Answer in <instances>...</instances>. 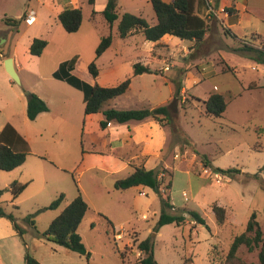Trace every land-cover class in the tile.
<instances>
[{
    "label": "rangeland",
    "instance_id": "374dc122",
    "mask_svg": "<svg viewBox=\"0 0 264 264\" xmlns=\"http://www.w3.org/2000/svg\"><path fill=\"white\" fill-rule=\"evenodd\" d=\"M164 1L170 3L173 0ZM107 2L95 0L92 5L90 0H0V51L3 57H11L17 50L18 56L25 58L24 48L34 39L48 43L40 56L44 79L29 71H20L26 76L18 74L21 81L18 84L6 73L4 60L0 58V72L10 80L19 96L14 97L13 91L3 93L0 90V125L15 123L23 134L27 130L35 141L34 147L48 151L53 159L51 163H43L41 168L28 170L27 165L24 169H27L26 178L18 180L11 178L20 177L19 173L0 171V189L4 191L0 204L25 231L24 238L20 237L9 219L0 218V264H26L27 253L42 264H127L140 256L138 244L148 238L153 239L159 264H225L234 238L245 232L253 213L264 232V89L259 87L264 65L258 64L260 66L256 70L247 56L228 50L222 38L224 31L217 29L198 48L194 42L181 44L178 38L169 35L155 47H151L139 32L121 39L119 21L111 27L102 14ZM250 2L258 13H264V0ZM67 8H80L83 12L82 26L77 33H67L57 18L56 13ZM29 10L36 12L34 25L28 26L25 22L17 27L6 25V18L20 20ZM118 13L120 18L125 13L142 16L151 26L157 23L150 0H118ZM252 17V21L246 24L256 29L253 25L258 17ZM110 34L113 37L111 47L96 61L100 70L98 84L114 87L128 77H132V84L125 95L108 101L105 108H153L166 101L161 106H167L172 117V123L165 126L166 148L161 160L151 159L147 168L160 169L166 184L170 180V172L173 173L168 194L172 204L180 211L199 212L206 220L204 226L195 225L188 219L183 226L170 224L163 226L158 233L154 232L162 211L161 199L151 189L136 187L119 191L115 188L117 180L129 175L130 167L123 172L108 174L88 169L97 163L90 157L83 161L79 156L74 162V152L81 153L83 147L92 149L94 135L79 142L70 137L59 143L48 139L52 148L46 149L44 142L47 139L39 136L36 123L27 121V127L24 125L28 94L34 93L33 89L43 93L40 89L48 85L51 71L75 53L80 55L78 73L89 77L88 66L96 58L101 39ZM247 40L264 48V38L258 35ZM228 43L232 48L241 46V42L231 35H228ZM221 50L225 51L229 63L221 55ZM137 63L150 66L154 74L133 77ZM210 64L219 70L224 66V71L232 70L233 73L208 76V70L213 69ZM214 86L219 88L228 104L220 118L209 116L205 110L204 101L216 93ZM179 87L185 92H178ZM174 101L175 112L170 109ZM50 103L56 111L65 109L72 114L78 113V102L64 93L56 94ZM62 149L69 152L68 159L61 156ZM202 155L206 156L213 169H238L240 173H234L233 178L216 174L205 165ZM109 162L111 166H123L115 156ZM29 175L32 178L27 177ZM253 175H259L258 179L252 178ZM73 176L90 207L78 230L90 253L89 258L71 253L42 237L78 196ZM13 181L28 185L14 202L8 190ZM142 192L146 195L142 196ZM184 193L188 195L187 200ZM60 194L65 195L60 208L36 216L37 229L24 221L28 215L48 207ZM214 205L226 209L224 225L217 222L212 209ZM100 214L111 221L116 231L112 232ZM144 214L147 215L145 219ZM238 252L239 260L233 264L258 262L257 251L250 253L246 247H241Z\"/></svg>",
    "mask_w": 264,
    "mask_h": 264
},
{
    "label": "trees",
    "instance_id": "16d2710c",
    "mask_svg": "<svg viewBox=\"0 0 264 264\" xmlns=\"http://www.w3.org/2000/svg\"><path fill=\"white\" fill-rule=\"evenodd\" d=\"M150 2L157 19V23L154 26L149 25L147 20L142 16H136L130 13H125L120 18L118 13V0H108L102 14L111 27L119 21L118 32L121 39H127L134 32H139L144 35L145 40L148 42L156 43L169 35L181 41L194 42L197 48L205 44L206 34L208 32V21L206 18H203L202 12H205L211 6L208 0H174L172 3L164 0H150ZM90 3L94 5L95 0H90ZM228 11L231 12L232 10L229 9ZM95 13L93 12V14ZM25 15L20 20L6 18L4 21L8 26L17 27L24 22ZM57 18L63 29L67 33L72 34L80 30L83 22V12L80 8H67L61 10ZM226 34L230 35L229 31H226ZM233 37L235 38V36ZM112 42L113 37L111 34L102 37L96 50V58L88 66V72L95 81L93 84L87 83L73 74L76 63L75 58L61 63L59 68L54 72L53 77L83 92L85 115L102 113L104 116V120L99 123L101 129H106L111 123L124 125L140 123L149 119L157 121L163 127L170 125L172 123V117L167 106L126 110L105 108V104L108 101L125 95L132 84V77H128L125 81L114 87H103L97 83L100 70L96 61L111 47ZM47 46V41L34 39L29 46V53L32 56L40 57ZM234 51L242 53L257 64L264 65L263 47L257 48L253 45L241 43V46ZM0 57H3L1 51ZM229 72L233 73L232 70L225 71V73ZM143 74H154V72L150 67L142 63L135 64L133 77ZM262 88L264 89V86ZM177 91H181L180 87L177 88ZM204 104L206 113L216 118L223 117L228 107L225 96L220 93L211 94L204 101ZM48 111L49 106L43 99L34 93L29 94L27 117L30 121H35L41 113ZM29 154L30 147L28 142L11 125H7L3 131H0V171L11 172L17 169L26 162ZM202 158L205 165L213 169L212 164L207 161L206 156L202 155ZM130 167L131 171L129 175L117 180L115 188L119 191H127L135 187L148 188L161 199L162 211L154 232L158 233L163 226L170 224L183 226L188 219L195 223V225L204 226L206 224L205 218L199 212L185 209L180 211L172 204L171 198L168 195L172 186V172H170V180L166 184L164 179L161 178L162 171L160 169H147L143 164L137 165L136 163H132ZM213 170L216 174H221L229 178H233L234 173H240L238 169L222 170L216 168ZM251 177L258 179L259 175H253ZM73 179L79 193L78 196L65 207L61 214L51 223L47 231L42 234V237L71 253H77L89 258L90 253L78 232V228L85 216L90 212V207L83 198L74 176ZM27 186V184L19 181L11 183L8 190L12 194V202L20 197ZM3 192L0 189V198ZM64 200L65 195L60 194L48 207L41 208L36 213L28 215L24 221L34 229H37L36 216L44 211L60 208ZM212 209L217 222L220 225H224L226 223V209L218 205H214ZM100 215L107 220L109 226L112 228V232H114L115 228L111 221L106 216ZM1 217L9 219L14 224L16 233L24 238L25 231L19 228L16 218L12 214H6L0 204ZM241 247H246L250 253L257 251L258 262L256 264H264V232L255 213L252 214L248 221L245 232L234 238L229 253L225 257V264H233L239 260L238 251ZM138 250L140 251V256L134 262L127 264H159L155 257L152 238L141 241L138 244ZM119 253L122 258H125L122 252ZM25 263L42 264L30 255V253H27Z\"/></svg>",
    "mask_w": 264,
    "mask_h": 264
},
{
    "label": "crops",
    "instance_id": "0c3cea01",
    "mask_svg": "<svg viewBox=\"0 0 264 264\" xmlns=\"http://www.w3.org/2000/svg\"><path fill=\"white\" fill-rule=\"evenodd\" d=\"M208 1L209 4H211V6L202 15L203 18H206V20L208 21V32L206 34V39L215 31V29H217V31L220 32L224 31L222 38L224 39V42L226 43L228 50L234 51L240 46L237 48H232V45L228 43V35L226 34V31H229L230 35L235 36L234 39L240 41L241 43H246L249 45H253L254 47L261 48V46H255V44L247 40L252 35H258L264 38V13H258L257 9L251 6L250 0H208ZM210 8H212L217 13V16L213 17V15L212 16L208 15ZM229 9H231L232 11L231 12L228 11ZM59 13L60 11H58L56 15L58 16ZM253 15L258 17V19L256 20L257 23H254L253 25L256 26L255 27L256 29H252L250 25H247L248 22L252 21ZM184 42L185 41H181V40L179 41V43L181 44ZM149 43H151V47H155L161 45V43H163V39L156 43L154 42H149ZM29 46L24 48L26 54L25 58L22 57L20 58L18 56L17 50L11 55V57L14 58V65L16 71L20 75H21L20 71H29L31 73H34L39 79H44L45 76L41 73V69H40L42 56L36 57L30 55ZM220 52L221 55L225 58L226 62L229 63V60L225 56V51L221 50ZM0 58H3V60L5 61L9 57H0ZM74 58L76 59V63L73 74L79 77L80 79L86 81L87 83L93 84L95 81L93 80L90 74L89 77L91 78L86 76L84 77L81 76L80 73H78L77 71V66L79 64V59H80L79 53H75L71 57H68L65 61H69ZM1 61L2 60H0V62ZM65 61H62V63ZM252 62L253 65L257 67L255 68L257 70L258 66L260 65H258L254 61ZM60 65L61 63H59L58 67L53 71H51V73L49 74L51 78L49 80L48 85L45 88L40 89L43 93H40L34 89L32 91L36 93L41 99H43L48 104L49 111L45 113H41L35 121H30L28 117L27 120L24 121V125L26 127L28 125L27 121L36 123L37 129H39L38 130L39 136L47 139L46 142H44L46 144V149L52 148L50 147V143L48 139H52L53 141L58 140L57 143H59L60 141L70 137V138H74V140L79 142V140H83V138L86 136L88 137L94 135L95 138L91 140V143L93 144L92 149L87 150L83 147L81 149V153L76 152L75 154L74 152L73 160H75L74 162L76 163L78 160L77 158H79V156H82L81 158L83 161H85V159L90 157L89 158L90 160L97 161V163H93L88 167V169L91 170L96 169L99 171L106 172L108 174H116L119 172H123L127 167H130V165L134 162H140L141 164L142 162H144L143 164L147 168L148 162L151 159L161 160V157L164 153L167 144V132L165 126L163 127L157 121L149 119L140 123H129L124 125L111 123L106 129H101L99 123L100 121L104 120V116L102 113L95 115H85L84 112L85 103H84L83 92L75 89L66 82L57 80L53 77L54 72L59 68ZM210 65H212L213 69L208 70L209 72L208 76L213 75L215 73H225L224 66H222L221 70H219L220 68H214L215 66L214 64H210ZM23 75L26 76L25 73ZM23 75H21V77ZM144 75L145 74L139 75L137 77H142ZM262 75L263 78L262 81L259 83L260 84L259 87L264 86V69L262 71ZM97 80H98L97 83H99V79ZM0 90H2L3 93L5 91L7 92L13 91L14 92L13 96L19 98L15 90H13V86L10 80L5 76L3 72H0ZM181 91L182 93H184L185 89H182ZM213 91L219 93V88L217 86H214ZM171 92L172 91L170 90V93ZM62 93L69 96L70 99H73L76 102H78V113L72 114L71 111L69 112L68 110L65 109H59V111H56L52 107L50 103L52 97H54L56 94H62ZM165 102L166 101L162 102L156 107L161 106ZM7 125H11L17 131V133L28 142L30 147V154L28 155L26 162L17 169L11 172H6L13 174L19 173L20 177L15 176L12 177L11 180H15V179L18 180V178H24L26 176L25 171H27V169L26 170L24 169L25 167H27V165L29 167L28 168L29 170L31 168H41L44 165L43 163L45 162L48 163H51V161L53 162V159L49 155L48 151L38 150L36 149V147H34L35 141L32 139L30 133H28L26 129H25L26 133L23 134L18 128V125H16L15 123L11 124L5 122L3 125H0V131H3ZM61 156L63 158L68 159L70 157V154L68 151L62 149ZM112 156L117 157L121 162H123V166H120L118 164L115 166H111L109 161ZM27 177L32 178V176L30 175ZM141 195L144 196L146 195V193L142 192ZM86 216L84 220L86 219ZM145 216L147 215L146 214L143 215L144 219L146 218Z\"/></svg>",
    "mask_w": 264,
    "mask_h": 264
},
{
    "label": "water",
    "instance_id": "95a60500",
    "mask_svg": "<svg viewBox=\"0 0 264 264\" xmlns=\"http://www.w3.org/2000/svg\"><path fill=\"white\" fill-rule=\"evenodd\" d=\"M4 68L6 73L18 84L21 83L20 77L16 71L15 65H14V58L9 57L4 61ZM29 96V94H28ZM170 109L172 111H176V104L175 101L170 105Z\"/></svg>",
    "mask_w": 264,
    "mask_h": 264
},
{
    "label": "built area",
    "instance_id": "2783aa9c",
    "mask_svg": "<svg viewBox=\"0 0 264 264\" xmlns=\"http://www.w3.org/2000/svg\"><path fill=\"white\" fill-rule=\"evenodd\" d=\"M208 15L209 16H212L213 15V17H214V16H217V13L212 8H210V11L208 12ZM36 21H37L36 12L33 11V10L27 11L26 12V15H25L24 22L28 26H32V25H34L36 23ZM216 177L221 180V177H219V175H217ZM219 183H221V181H219ZM184 196H185V198L187 200L188 195L186 193H184Z\"/></svg>",
    "mask_w": 264,
    "mask_h": 264
}]
</instances>
